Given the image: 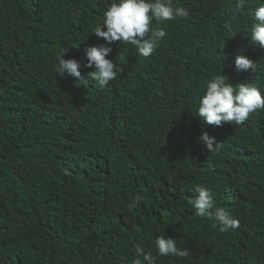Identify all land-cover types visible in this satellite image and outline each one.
<instances>
[{"label": "trees", "instance_id": "trees-1", "mask_svg": "<svg viewBox=\"0 0 264 264\" xmlns=\"http://www.w3.org/2000/svg\"><path fill=\"white\" fill-rule=\"evenodd\" d=\"M110 2L0 0V264H132L134 245L155 255L161 233L189 256L157 264H264V111L213 127L194 103L219 72L264 95V49L250 43L247 10L228 37L234 0H173L188 16L152 23L167 34L149 57L114 42L107 58L121 75L76 87L53 68L68 49L82 76L95 70L84 49L104 43L91 32ZM236 54L255 72H236ZM201 131L217 151L198 142ZM198 184L238 229L221 233L196 214Z\"/></svg>", "mask_w": 264, "mask_h": 264}, {"label": "clouds", "instance_id": "clouds-1", "mask_svg": "<svg viewBox=\"0 0 264 264\" xmlns=\"http://www.w3.org/2000/svg\"><path fill=\"white\" fill-rule=\"evenodd\" d=\"M250 2L251 0H234L236 13L224 21L223 29L228 37H234L238 32V14L246 9V14L252 21L247 29L250 43L254 47L264 49V0H258L255 7H249ZM187 16L188 11L182 6H175L173 0H111L103 10L101 20L91 32L102 38L104 43L87 46L84 49L87 60L84 67H94L95 70L82 76L80 62L64 58L68 49L66 51L62 49L53 71L60 77L65 75L72 77L76 87L86 88L91 80L97 87L103 88L123 72V68L115 60L107 58L113 52L111 45L114 42L130 45L140 56L149 57L167 34L161 27H151L152 23L160 25ZM233 67L236 72L251 70L254 73L257 63L236 54ZM194 103L196 117L203 121V125L213 127L222 126L225 122L241 125L252 113L264 111V95L258 87L246 82L234 87L227 83V78L220 72L205 81L202 90L195 96ZM198 142L209 152L217 151L220 147V143H216L215 138L205 131H201ZM209 170L214 171V167L209 165ZM64 174L71 173L66 168ZM194 191L196 195L191 199V205L199 217L213 221V226H218L221 233L234 231L240 227V221L232 213L214 205L211 188L198 184ZM140 199L136 197L133 203ZM153 247L155 255L152 252H145L140 244L134 245L135 257L132 264H157L160 257L189 256L187 248L179 247L176 239L166 237L163 233L155 237Z\"/></svg>", "mask_w": 264, "mask_h": 264}]
</instances>
